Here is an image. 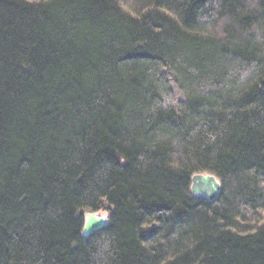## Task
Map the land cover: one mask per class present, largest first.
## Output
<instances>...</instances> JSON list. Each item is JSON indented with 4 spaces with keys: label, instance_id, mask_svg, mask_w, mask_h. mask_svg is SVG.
<instances>
[{
    "label": "trees",
    "instance_id": "1",
    "mask_svg": "<svg viewBox=\"0 0 264 264\" xmlns=\"http://www.w3.org/2000/svg\"><path fill=\"white\" fill-rule=\"evenodd\" d=\"M0 264H264V0H0Z\"/></svg>",
    "mask_w": 264,
    "mask_h": 264
},
{
    "label": "water",
    "instance_id": "2",
    "mask_svg": "<svg viewBox=\"0 0 264 264\" xmlns=\"http://www.w3.org/2000/svg\"><path fill=\"white\" fill-rule=\"evenodd\" d=\"M220 190L218 179L211 175H194L190 179V193L193 196H201L212 202L216 199ZM98 214H85L82 235L85 237L91 233L103 229L108 222L107 217H98Z\"/></svg>",
    "mask_w": 264,
    "mask_h": 264
},
{
    "label": "bare ground",
    "instance_id": "3",
    "mask_svg": "<svg viewBox=\"0 0 264 264\" xmlns=\"http://www.w3.org/2000/svg\"><path fill=\"white\" fill-rule=\"evenodd\" d=\"M108 209H109V207H105V209H103V210H101V211H98V212H85V213H83V215L81 216L82 217V231H83V227H84V215L85 214H98L97 216L98 217H105V215H103V214H100V212H109L108 211ZM107 218L109 217V213H108V215L106 216ZM82 231H81V236L83 237V238H86V236L84 237L83 235H82ZM95 233V232H94ZM92 234V233H91ZM90 234V235H91ZM89 235V236H90ZM89 236H87V237H89Z\"/></svg>",
    "mask_w": 264,
    "mask_h": 264
},
{
    "label": "rangeland",
    "instance_id": "4",
    "mask_svg": "<svg viewBox=\"0 0 264 264\" xmlns=\"http://www.w3.org/2000/svg\"><path fill=\"white\" fill-rule=\"evenodd\" d=\"M171 89L173 91V94L175 96V99L178 100V101L181 100L180 93L178 92V90H177L176 86L174 85L172 79H171ZM100 214H103V215L107 216L108 215V212H100Z\"/></svg>",
    "mask_w": 264,
    "mask_h": 264
}]
</instances>
